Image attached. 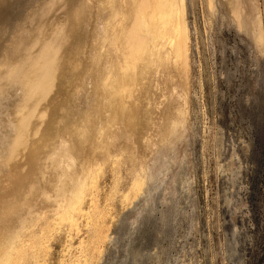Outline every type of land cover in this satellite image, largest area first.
<instances>
[{
  "label": "bare ground",
  "instance_id": "bare-ground-1",
  "mask_svg": "<svg viewBox=\"0 0 264 264\" xmlns=\"http://www.w3.org/2000/svg\"><path fill=\"white\" fill-rule=\"evenodd\" d=\"M91 1L92 8L87 17L95 20L91 35L95 45L92 42L89 44L88 34L82 33L86 30L80 31V14L86 5L81 0L72 3L64 0L63 17L56 22L52 16L54 24L51 25L50 19L48 25L47 15L52 14L51 7L54 5L49 4L54 1L47 0V6L38 8L32 14L29 9L30 15L22 14L23 18L17 15L18 18L21 16V22L13 26L8 41L0 40L4 43L0 55V100L16 96L17 87L21 89L18 98L14 101L11 98V113L9 110L2 112L12 116L13 125L10 121V126L14 134L9 133L11 130L8 132V128L4 133L6 129L1 127L0 143H6V137L11 141L8 140L9 149L5 150L8 151V159L1 157L0 163L1 160L4 165L10 163V159L29 147L28 142L35 134L41 133L40 125L46 123L41 140H35L30 145L31 149L29 147L30 151L24 155L21 173L10 193L16 202L15 205L13 200L8 202L6 215L9 223L0 241V264H48V240L54 235L52 232L61 226H65L63 235L68 239L62 240L66 245L63 252L60 251L57 263L97 264L103 245L115 240L105 225L113 212V200H118L122 206L132 203L131 198L140 196L144 186L152 179L155 166L160 163L167 167L171 160L165 144L172 142L186 126L190 112V30L185 0ZM225 1L236 28L243 30L247 20L253 42L261 55L264 54V12L258 0ZM4 11L6 7L0 4V26L4 21ZM11 15L8 18L13 21ZM86 23L83 22L84 27ZM15 34H19L18 38H14ZM138 76L144 84L133 96L132 117L129 120L132 141L128 149L119 143H111L114 135H106L107 141L101 147L104 152L80 160L75 141L78 137L82 141L90 134H102L101 131L109 125H120L126 109V81L134 79L135 84ZM74 80L79 85L88 86L87 106L79 114L81 129L77 136L69 132L71 127H75L73 120L76 119L72 120L69 112L65 111L62 116L58 114V120L54 117L55 123L51 120L52 115L45 122L46 114L50 111L53 114L56 107H63L66 99L62 88H68ZM13 85L15 94L12 88L9 91L14 95L2 98ZM2 105L0 102V107ZM1 124H4L3 121ZM9 134H13L12 137ZM64 134L75 137H72V146L63 147L62 155L68 162L62 171L47 179V183H41V166L55 150V138ZM120 138H127V133H121ZM125 152L128 154L131 177L128 186L121 192V170L124 167L121 163ZM106 161L110 165L111 180L101 205L97 200L98 190L101 189L98 178ZM40 190L48 194L42 200H39ZM45 200L52 204L54 217L53 223L48 221L50 223L41 226L46 220L43 218ZM74 229L76 232L82 230V236L72 241Z\"/></svg>",
  "mask_w": 264,
  "mask_h": 264
},
{
  "label": "rangeland",
  "instance_id": "rangeland-1",
  "mask_svg": "<svg viewBox=\"0 0 264 264\" xmlns=\"http://www.w3.org/2000/svg\"><path fill=\"white\" fill-rule=\"evenodd\" d=\"M53 1L49 4L54 6L51 7L52 14L50 10V15H47L48 25L50 22V25L54 24L51 21L53 17L56 22L63 17L64 0ZM73 1L69 0L70 3ZM81 1L86 5L80 14V31L86 30L87 33H82L88 34L91 44L94 41L91 35L95 20L87 16L92 1ZM45 2L47 0H0V4L6 7L0 26V40L8 41L13 26L21 22V16L23 18L30 10L32 14L38 8L47 6ZM258 3L264 12V0H258ZM185 4L190 30V112L186 126L172 142L165 144L171 160L167 167L160 163L155 166L152 179L144 186L140 196L131 198V204L128 202L122 206L118 200H113V212L105 225L115 240L103 245L97 264H264V54L261 55L256 48L247 20L243 30L236 28L225 0H185ZM11 13H15V16ZM8 15L14 20H9ZM85 21L88 22L86 27L83 25ZM18 36L15 34L14 38ZM2 44L0 55L4 47ZM140 79L138 76L135 84L134 79L126 81V109L120 125H109L101 131L102 134H90L82 141L80 137L76 138L75 148L80 153V160L104 152L101 147L107 141L106 135H114L110 142L128 149L132 141L130 109L134 103L133 96L144 84V80ZM14 85L5 89L6 97L2 98L7 99L15 94ZM87 88V85H79L76 80L68 88L63 86L65 104L60 109L56 107L53 114L51 111L46 114L45 122L52 115L51 120L55 123L58 114L62 116L65 111L69 112L72 120L76 118L73 120L75 127H71L69 132L77 136L81 129L79 114L87 106ZM17 90L15 98L11 97L13 101L21 94V89L17 87ZM11 98L7 99L9 101L0 100L3 104L0 107L3 115L0 114V119L3 120L0 122L4 123H0V131H3V127L6 129L4 133L9 129L8 132L11 130L9 133L14 134L10 126L12 116L9 115L12 111ZM6 102L11 103L8 106ZM3 111L9 112V116ZM45 125L42 123L39 128L41 133L35 134L28 142L30 149L35 140H41ZM121 133H127V138L121 139ZM71 134L55 138V150L41 166V183H47V179L53 178L66 166L68 160L62 151L63 147L73 145L75 137L72 135L74 139L70 138ZM8 140L0 143V158L8 157V151H5L9 149ZM29 147L10 159V163L4 165L3 160L0 163V241L9 223L6 215L8 202L13 200L14 205L16 202L10 193L16 186L15 181L21 173L24 155L30 151ZM126 152L123 153L125 157L122 155L125 164L121 163L122 167L124 165L121 167V192L126 189L131 177ZM107 165L106 161L98 178L101 189L98 190L97 200L101 205L111 180L110 165ZM39 193V200L48 196L44 190ZM45 203L43 218L48 220L43 221L42 218L41 226L52 222L54 217L52 204L48 201ZM64 228L61 226L53 230L54 235L48 240V264H58V257L66 245L62 240L68 239L63 235L66 232ZM72 234V241L77 240L79 235L82 236V230L76 232L74 229Z\"/></svg>",
  "mask_w": 264,
  "mask_h": 264
}]
</instances>
